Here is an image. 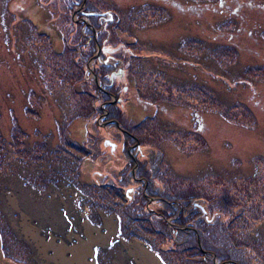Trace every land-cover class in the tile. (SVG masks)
Returning <instances> with one entry per match:
<instances>
[{
	"label": "rangeland",
	"instance_id": "obj_1",
	"mask_svg": "<svg viewBox=\"0 0 264 264\" xmlns=\"http://www.w3.org/2000/svg\"><path fill=\"white\" fill-rule=\"evenodd\" d=\"M82 1L84 7L80 0H11L9 6L0 0V223L7 218L17 235L7 229L16 242L5 243L0 234V264H16L20 240L36 248L42 264H82L70 260L80 245H88L83 242L92 240L85 257L91 264H148L132 253L136 242L161 264H264V0ZM86 3L105 15L88 17ZM6 12L16 20L9 32L1 25ZM118 41L131 52L130 65L138 55L145 59V67L137 70L141 74L124 70L128 81L122 83L117 70L126 69L124 61L108 71L97 60L102 56L106 62L104 46H114L115 57L124 58L115 47ZM37 45L45 50L33 61L29 52ZM44 54L55 56L47 62L55 69L62 65L60 54L71 87L89 80L90 89L96 83L105 90L92 98L75 94L77 108L65 117L50 93L39 111L27 109L23 93L45 87L37 69ZM111 82L122 84L119 103ZM110 102L119 112L111 120L132 141L106 122ZM50 141L65 145L63 149L77 144L76 150L86 147L92 153L80 164L78 177L103 190L101 203L80 202L75 189L57 190L36 171L14 176V166L38 159L34 155ZM27 143L34 151H28ZM128 154L136 161L135 177L143 169L139 163L152 160L145 166L156 181L155 186L152 179L144 182L148 210L143 202L126 199L128 193L136 199L141 190L135 182L121 180ZM220 172L235 180L228 185L215 176L213 182H194L190 175L212 178ZM109 195L116 200L111 207L106 204ZM99 209L104 213L99 215ZM166 213L173 217L165 221ZM177 218L179 232L166 225ZM111 221L116 233L97 240L98 231L107 235ZM105 248L110 251L103 257Z\"/></svg>",
	"mask_w": 264,
	"mask_h": 264
},
{
	"label": "trees",
	"instance_id": "obj_2",
	"mask_svg": "<svg viewBox=\"0 0 264 264\" xmlns=\"http://www.w3.org/2000/svg\"><path fill=\"white\" fill-rule=\"evenodd\" d=\"M80 1H81V6H82L83 1L82 0H80ZM9 2H11V0H6V5L9 6ZM74 6L75 5H72L70 7L69 14L73 15L74 10H75ZM85 11L88 12L87 15H88V17H91V18H94V17L100 18V17H103L105 15L104 12L98 11V9L95 8L94 4L89 5L86 3ZM80 14L83 15L82 12H80ZM72 15L71 16L69 15V17L71 20H74ZM109 15H110V13H109ZM63 16L65 17V14H63ZM97 20H99V19H97ZM15 21H16L15 18L13 17V15H10L9 12H6V13L1 15V25H3L6 28L5 30L8 32H9L10 22L14 23ZM109 21L112 22L113 27H115V28L119 27L117 20L112 21V19H110ZM16 31H17V33L20 31V26L17 27ZM103 36H104V34L101 32L100 37H103ZM27 39H29V35L27 36ZM85 45H86V47L90 46L88 44V42H85ZM113 47L114 46H112L111 48L108 46H104L103 55H104V53H109L105 57L106 62L103 61L102 56H100V58H97L98 61L100 60L99 64L101 65L102 70H107V69H108V71H109V69L112 70V68L116 67L117 64H119L118 61L121 60L122 62L124 61L125 66H126V69L124 66H122V67L120 66L119 70H117V75L120 77L121 83L124 79H126L125 72L127 70H131V71L133 70L136 74L137 73L141 74V71L139 72L137 70H138V68H141L144 65V61H145L144 56H141V55L136 56L135 57V59H136L135 64L130 65L129 61H128L129 58H127V57H129L128 54L131 52H128V54L126 53V51L124 50L125 49L124 42L118 41L115 44V47L122 49V53L124 55V58L121 56H118V55H116V57H115L116 52L114 49H112ZM28 48H33V47L28 46ZM93 49H94V46H92L91 52L93 51ZM44 50L45 49L43 47L37 45L33 49V52H29V53H32L33 61H35L37 59V57L40 53L43 54ZM86 53H88V52L86 51ZM56 55L58 56L57 57L58 61L62 63V65H59L58 68H56V69L52 68L50 66V64H47V62H49L50 60H53L55 56H50L49 54H47V55L44 54L43 56L40 55L41 59H40V62L38 63L37 69L39 72L41 71L39 74V77L42 78L41 80H42L43 84L45 85V87L43 86L41 90L38 89L39 91L34 89V88H29L23 93V95H24L26 108L32 109L33 112L39 111V108H41V103L44 100V96L46 93H50L53 96H56L57 100L61 103V105H60L62 108L61 116L65 117L66 114H71V113L75 112V110L77 108L76 107L77 101H79V100L74 98L75 94H77V95L83 94V95H87V96L92 98V96L95 97V94H101V91L102 90L104 91L105 89L103 88V85H102V87H98L96 83L93 84L94 90L90 89L91 86H90L89 80H86V83H84V82L82 83V81L74 82V84H72V87H71L70 86L71 84L69 85V83L67 81L69 79L66 76L68 70L65 68L66 67L65 64L62 62V57L60 56V54H56ZM126 58H127V60H126ZM133 59H134V57H133ZM112 60H114L115 64H112V62H111ZM128 65H130V66L127 68ZM147 65H148V62H147ZM153 66H155V65H152L150 68H152ZM144 67H145V65H144ZM159 68L160 67H155L153 69L156 70ZM124 70H126V71H124ZM97 74H98V76L100 75L99 73H97ZM101 75H102V78L105 77V76H103L102 73H101ZM105 78H107V77H105ZM29 79L33 81V76L29 75ZM54 79H59V81L64 79V82L63 83L60 82V84L55 83ZM126 81H128V80L126 79ZM103 84H105V83H103ZM111 85L112 86L109 89L113 90V88H114V94L117 97V101H115V102L119 103L118 91H119V87L121 90L122 84L117 86V85H115V83L111 82ZM81 87H84V89H82ZM125 87L127 89V86H125ZM72 88H75L76 90L72 91ZM34 97L38 98L37 104L36 103L34 104V102H36V99H34ZM98 97L99 96L97 95L96 98H98ZM107 97H109V96L107 95ZM99 100L100 99L95 100V103H97ZM108 100H109V98H108ZM108 102L109 101H107L106 104ZM115 102H112V103L110 102L107 105V109L110 111V114L107 117L106 122H109L112 125H116V124H114V121H112L111 119H113V120L116 119L115 117L117 116V114H119L118 108L115 105ZM98 108H99V110H103V109H101V107H98ZM112 111L114 112L113 116L111 115ZM98 118L99 117H97V119ZM117 127H119V128H117L118 130H120V131L122 130L121 125H119ZM123 132L124 133H122V134H125V131H123ZM125 136H126V138L130 139V141H132V135L131 134L128 133V134H125ZM27 137H28V135H27ZM30 138L31 137H29L28 139H30ZM128 142L129 141L123 142V146L128 145ZM34 144L36 145L37 142H34ZM97 145H99V143H97ZM63 146H65V145L61 144L59 146H56V144L53 145L51 141H50V143L47 142L45 145L46 148L43 149L44 152H42V153L37 152V154L34 155V156H37L38 159H35L34 157L32 159L28 158V160H25V162H21L20 163L21 165L14 166V168H13L14 176H22L23 173H26L29 176H31L32 172L36 171L37 176L40 177V179L42 181H48V184L52 185L57 190H61L62 187L64 189H67V190L72 189V188L75 189L76 192L79 193V201L80 202L87 201L88 203L93 204L94 201H96L97 203H101V201H98V200H99V198H101V194H102V196L105 194L103 192V190H97L95 188V186H93L94 184H91L90 182L89 183L82 182L80 180V177H78L81 175L80 174V172H81V170H80L81 165L80 164H84V161L86 160V158H90L89 156H92V153L89 152V150H86V147H84L83 151L76 150V148H78L77 144L72 145L73 147H67V149H63ZM27 147H30L28 149V151H34V149H35V146H31L28 143H27L26 148ZM110 159L112 160V158H110ZM149 159L150 158H148V161H144L143 163H139L140 164L139 170H141L142 167H143V169L141 170V175L138 173L137 176L135 177L133 175V169L135 167L136 161H134L133 157L128 154L124 158V162H125L124 169L125 170L123 171L122 179H121V180L126 179V181H128V182L132 181V182H135L136 184L139 185V187H140L139 189H141V190L139 192L137 191L136 193L133 192V193L137 194L136 199H135V197H133L132 193H128L126 195V199L129 200V202L131 204L143 202L144 205H146L147 210L149 207L146 204V201L148 202V200H147L148 198H147L146 192L144 190L145 189V187H144L145 183L144 182L149 181V179H150L149 175H147L148 169L145 168V166L148 165V162L150 163L152 161L151 159H150L151 161H149ZM209 168L210 167H208V169ZM169 169H171V172H172L173 168L169 167ZM139 170H137V171H139ZM218 172L219 171H217V173ZM174 175H176V174L174 173ZM190 175L194 179V182L199 181V180H203V179L213 182V181H215L214 180L215 176H221L220 180L225 179V181H223L225 184H228V182H233L235 180L234 179L235 177L233 175L232 176L226 175L224 172H220L219 174H215L214 177H212V178H209V177L205 178V176H203V177L197 176L196 177V175L193 173H191ZM211 176H212V174H211ZM139 178H142L143 181L140 182ZM151 179H152V177H151ZM238 179H244V177L241 176V177H238ZM151 181H153L154 186H155L156 181H154L153 179ZM1 182H3L2 179H0V183ZM123 185L120 186V189L122 188ZM87 186H88L89 193H87V191H86ZM107 192H109V191H107ZM1 194H2V192L0 190V195ZM107 195L108 194H106V196ZM109 196H111V198L110 197L106 198V204L111 207L112 205L115 204L116 200L113 199L112 195H109ZM170 200H172V198ZM77 203H78V201H77ZM187 204H189V203H186V205ZM98 206H100V205H98ZM130 209H131V206H130ZM99 210H101V209H99ZM101 211L98 212V210H97L99 215H100V213L101 214L104 213L103 211L102 212ZM163 215L166 217V218H163L165 221H166V219H168L167 218L168 216L173 217L172 216L173 214H167L166 213ZM2 218H4V216ZM131 218H132V216H131ZM177 219H179V221H177V222L175 221L176 223L175 222H171V223L166 222V225L175 226L176 231L179 232L180 230L178 227L181 224V222H180L181 218H177ZM132 220H133V218H132ZM133 222H135V221L133 220ZM125 227H128L133 234L137 233L136 228L131 227L130 224H126ZM7 229L12 230L11 231L12 236L17 238L15 230L10 225V221H8V219L5 218V220L2 223H0V234L3 235L5 243H7V240L14 241V239L12 238V236L10 235V233ZM181 229L183 230L182 226H181ZM194 232H198V230L195 229ZM7 236H9V237L7 238ZM126 238H128V237H126ZM14 242H16V241H14ZM118 243H120V242L118 241ZM20 244H21V246L19 247V244L17 243L18 248L15 249V259L14 260H16L15 261L16 264H42L39 257H38V254H37L35 247L33 248L26 241L20 240ZM99 250H101V253H102V249H99V248L97 249V253L98 252L100 253ZM6 251H9V249L7 248ZM109 251H110L109 248L103 249V257L107 256ZM124 259H125L124 257L120 258V260H124ZM102 260H105V259L102 258Z\"/></svg>",
	"mask_w": 264,
	"mask_h": 264
},
{
	"label": "bare ground",
	"instance_id": "obj_3",
	"mask_svg": "<svg viewBox=\"0 0 264 264\" xmlns=\"http://www.w3.org/2000/svg\"><path fill=\"white\" fill-rule=\"evenodd\" d=\"M88 225V229L92 235V237H96L94 236V230L95 228L91 227L89 224ZM117 225L116 222H108L107 223V228H108V233L107 235H102L100 233V231H98L99 235L97 236V240L103 239V238H108L109 236H111L112 234L116 233L117 230ZM26 230L27 231H32V228L30 227L29 224H26ZM94 240H92L90 243L87 242H83L84 244H88V245H80L78 250H76L75 254L73 255V257L71 258L70 261H75V260H81L82 264H91L90 262L86 261L85 257H87L88 253L91 250L92 244H93ZM132 253H134L137 257H141V259L143 260V262L146 263H150V264H161L160 260L148 249L146 248L144 245H142L141 243L136 242L132 247ZM60 255V254H59ZM85 255V256H84ZM64 257V256H63ZM62 257V258H63ZM67 260V259H65ZM65 260H63L64 262H66Z\"/></svg>",
	"mask_w": 264,
	"mask_h": 264
},
{
	"label": "flooded vegetation",
	"instance_id": "obj_4",
	"mask_svg": "<svg viewBox=\"0 0 264 264\" xmlns=\"http://www.w3.org/2000/svg\"><path fill=\"white\" fill-rule=\"evenodd\" d=\"M82 7H84V5H82ZM106 143L108 144V141H106ZM116 149V148H115ZM132 149V151L134 152V150H135V147H133V148H131ZM134 154V153H133ZM117 158H118V156H117ZM137 174H138V172H137ZM136 179V178H135ZM141 179V180H140ZM138 180V179H137ZM139 181L141 182V181H143L142 180V178H139ZM145 187V186H144ZM153 201H155L154 199H152L151 200V203L153 202Z\"/></svg>",
	"mask_w": 264,
	"mask_h": 264
},
{
	"label": "water",
	"instance_id": "obj_5",
	"mask_svg": "<svg viewBox=\"0 0 264 264\" xmlns=\"http://www.w3.org/2000/svg\"><path fill=\"white\" fill-rule=\"evenodd\" d=\"M112 145V148H114V144L110 143Z\"/></svg>",
	"mask_w": 264,
	"mask_h": 264
}]
</instances>
